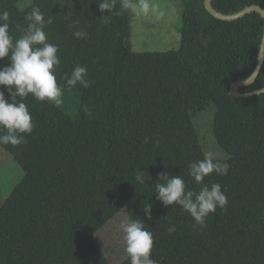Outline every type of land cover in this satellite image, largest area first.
Segmentation results:
<instances>
[{
    "label": "trees",
    "instance_id": "16d2710c",
    "mask_svg": "<svg viewBox=\"0 0 264 264\" xmlns=\"http://www.w3.org/2000/svg\"><path fill=\"white\" fill-rule=\"evenodd\" d=\"M24 1L0 0V11L10 14V34L18 38L26 15L39 7L53 20L45 31L48 42L59 47L58 84L77 64L94 83L65 89L59 106L31 95L23 99L33 132L19 147L0 145L24 171L0 208V264H110L96 236L124 211L143 219L153 233L152 258L158 264H264V93L245 98L230 93L258 65L262 16L227 22L210 14L205 0H179L180 47L137 52L133 14L121 11L120 2L114 1L113 10L120 14L104 24L99 0ZM212 5L231 15L254 5L264 9V0ZM79 30L88 37L76 39ZM261 89L264 65L255 83L240 92ZM0 91L11 101L6 86ZM211 109L220 152L214 158L230 168L205 183L220 184L228 205L210 215L205 228L194 229L193 218L178 205L165 208L156 199L154 184L167 173L199 190L188 170L208 153L196 120ZM144 202L152 205L151 220ZM170 225L174 233L167 231Z\"/></svg>",
    "mask_w": 264,
    "mask_h": 264
},
{
    "label": "clouds",
    "instance_id": "9594fccd",
    "mask_svg": "<svg viewBox=\"0 0 264 264\" xmlns=\"http://www.w3.org/2000/svg\"><path fill=\"white\" fill-rule=\"evenodd\" d=\"M101 21L104 24L112 22L116 7L114 0H99ZM121 11H130L136 17L151 19L157 14V6L150 0H120ZM111 15H104L105 13ZM163 15V13H159ZM27 27L16 38L10 34V14L7 10L0 11V60L8 59L7 66L0 65V86H6L11 101L5 98L0 91V145L19 147L27 142V136L34 130L31 113L23 102L31 95L40 102L59 106L63 103L65 89L71 91L77 86L88 89L94 81L88 78L86 67L77 64L70 74L65 73L61 79L63 85L57 82V72L61 65L58 55L59 47L48 42L45 31L51 25V17L45 18L39 7L34 6L26 15ZM76 39H86L88 33L79 30L73 33ZM259 48L264 50V36L259 38ZM255 76V73L252 74ZM252 77L245 80L249 83ZM17 97L21 98L17 101ZM86 117H91V109L84 106L82 109ZM230 165L214 158L211 153L204 155L203 159L196 160L189 165L188 175L199 190L188 188L181 175L171 176L162 173L154 184L156 199L165 208L178 205L179 209L189 214L194 220L193 228L203 229L206 219L214 215L217 209L225 211L228 198L218 183H205L212 174L225 176ZM150 179V178H149ZM143 211L148 220L152 219V205L143 203ZM143 219H127L121 224L124 241V252L130 264H158L152 258L154 246L153 233L145 227ZM169 233L176 231L175 225L167 228Z\"/></svg>",
    "mask_w": 264,
    "mask_h": 264
},
{
    "label": "rangeland",
    "instance_id": "374dc122",
    "mask_svg": "<svg viewBox=\"0 0 264 264\" xmlns=\"http://www.w3.org/2000/svg\"><path fill=\"white\" fill-rule=\"evenodd\" d=\"M31 0H25L29 3ZM120 2V0H114ZM157 6V14L151 19L136 17L133 13L132 43L137 52H167L177 50L181 44V11L179 0H150ZM22 4L20 7H22ZM163 13V15H159ZM73 106V105H71ZM71 106L69 108H71ZM213 110L196 120L200 137L208 153L219 156L212 136ZM222 150V149H221ZM223 151V150H222ZM224 152V151H223ZM225 153V152H224ZM24 171L13 157L0 148V208L14 188L23 180ZM129 216L126 211L109 221L97 234L96 240L110 264H123L127 259L121 224Z\"/></svg>",
    "mask_w": 264,
    "mask_h": 264
},
{
    "label": "water",
    "instance_id": "95a60500",
    "mask_svg": "<svg viewBox=\"0 0 264 264\" xmlns=\"http://www.w3.org/2000/svg\"><path fill=\"white\" fill-rule=\"evenodd\" d=\"M214 0H205V7L207 9V11L216 19L218 20H222V21H227V22H233V21H237L241 18H244L245 16L252 14V13H258L262 16V18L264 19V9L261 8L260 6H251V7H247L244 10L235 13V14H231V15H225L222 13H219L217 10L214 9L212 3ZM264 36V35H263ZM264 65V50L260 49V53H259V58H258V65L254 71L255 76H251L252 79L249 83H245V80H241V81H237L235 83L232 84L231 88H230V93L233 97L235 98H245V97H253L256 95H261L264 93V89L261 90H257L254 92H250V93H241L240 89L241 88H245V87H249L251 86L253 83H255V81L257 80L258 76L260 75V72L262 70V67Z\"/></svg>",
    "mask_w": 264,
    "mask_h": 264
}]
</instances>
